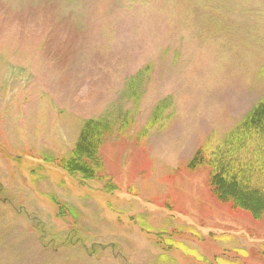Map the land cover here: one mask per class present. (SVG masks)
I'll return each mask as SVG.
<instances>
[{
	"label": "rangeland",
	"instance_id": "374dc122",
	"mask_svg": "<svg viewBox=\"0 0 264 264\" xmlns=\"http://www.w3.org/2000/svg\"><path fill=\"white\" fill-rule=\"evenodd\" d=\"M263 97L264 0H0V264H264V215L188 169Z\"/></svg>",
	"mask_w": 264,
	"mask_h": 264
},
{
	"label": "trees",
	"instance_id": "16d2710c",
	"mask_svg": "<svg viewBox=\"0 0 264 264\" xmlns=\"http://www.w3.org/2000/svg\"><path fill=\"white\" fill-rule=\"evenodd\" d=\"M106 120L84 122L70 154L59 159L60 169L84 180L102 179L100 147L110 134ZM199 147L188 169L205 168L217 200L248 212L254 220L264 215V97L216 143ZM55 202L53 196L49 197Z\"/></svg>",
	"mask_w": 264,
	"mask_h": 264
}]
</instances>
